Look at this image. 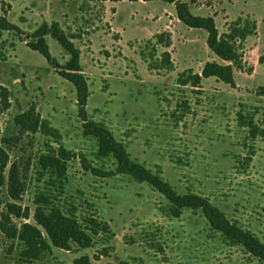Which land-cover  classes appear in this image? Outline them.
Wrapping results in <instances>:
<instances>
[{
	"label": "rangeland",
	"instance_id": "rangeland-1",
	"mask_svg": "<svg viewBox=\"0 0 264 264\" xmlns=\"http://www.w3.org/2000/svg\"><path fill=\"white\" fill-rule=\"evenodd\" d=\"M113 4L0 0V16L22 32L0 27V214L8 213L18 230L22 223L35 226L51 246L38 259L23 261L22 243L0 228V264H264L212 229L200 209L184 208L172 216L170 202L158 190L116 173L112 157L98 158L95 139L82 133L75 88L60 75L68 55L47 35L57 61L52 65L21 39L42 21H57L80 50L87 118L104 124L131 159L159 174L178 194L207 198L262 241L264 93L259 87H264V66L253 77L236 73L237 88L213 76L204 89L179 85V71L162 67L160 46L148 68L138 54L140 48L149 52L148 37L133 30L135 23L157 27L144 16L165 7L175 12L174 7L162 0L118 1L114 28H125L126 38H139L120 42L109 25ZM187 29L183 23L174 29L178 70L184 69L188 53L192 67L204 57L202 36ZM258 55L264 59V43L245 56ZM23 114L38 116L40 123L26 128ZM51 148L69 156L61 180L38 163ZM40 193L87 229L88 218L98 222L101 229L90 246H65L50 238L48 227L35 218Z\"/></svg>",
	"mask_w": 264,
	"mask_h": 264
},
{
	"label": "trees",
	"instance_id": "trees-1",
	"mask_svg": "<svg viewBox=\"0 0 264 264\" xmlns=\"http://www.w3.org/2000/svg\"><path fill=\"white\" fill-rule=\"evenodd\" d=\"M136 1V0H130ZM147 1V0H144ZM172 3L175 8L177 18L186 26L202 28L206 31V45L216 56L227 61L218 63L216 61H205L200 73L191 69H184L177 74L176 83L182 86L190 85L200 87L201 79L213 76L231 87H235L233 69L250 72L251 66H246L242 62L241 41L249 34L255 32V20L249 16H238L230 22L228 32L219 33L212 16L194 15L188 8L186 2L181 0H162ZM0 27L15 31L21 30L14 23L8 22L4 16H0ZM54 38L68 55L67 60L61 65L60 75L73 84L76 91L77 112L83 121L82 133L91 136L96 141L95 155L98 158L112 157L115 160L116 173L126 174L136 181H145L153 188L163 194L170 202L169 212L172 216H178L182 209H200L209 226L219 232L228 242L233 245L243 247L248 253L264 259V241L247 229L242 228L236 222L227 218L225 213L217 206L213 205L207 198L197 196L192 193L178 194L172 186L162 179V177L152 172L142 163L131 159L125 145L117 140L102 123L88 119L85 113L86 100L88 96V86L82 73L79 62V48L74 44V36L65 32L57 21H42L32 32L25 35L22 41L26 45L40 53L48 63L57 65L56 58L49 51L46 36ZM170 33L168 31L156 32L145 40V45L150 46L149 52L145 54L140 48L138 54L147 63L149 69L151 64L149 59L154 56L160 46L162 51L159 60L162 67L168 71L173 70V62L167 48L170 46ZM259 62L264 59L259 56ZM263 90L264 87H259ZM21 124L26 128H36L40 123L38 116L22 115ZM68 155L64 150L49 149L38 158L40 167L56 179L61 180L66 172V160ZM84 163V162H83ZM88 168V164H82ZM94 171V168H91ZM35 218L42 226L49 229L50 238L61 245L68 246L69 243L76 244L81 248L91 245L93 235L101 229L100 225L93 218H88V228L84 227L73 215L64 214L60 207L51 204L50 198L40 193L35 201ZM0 228L6 237L17 238L22 243L19 257L23 261L38 259L44 253L50 251V243L39 229L29 223H22L19 230L12 224L8 213H1ZM60 241V242H58ZM76 264H88L87 260H75ZM120 264H125L120 262Z\"/></svg>",
	"mask_w": 264,
	"mask_h": 264
},
{
	"label": "crops",
	"instance_id": "crops-1",
	"mask_svg": "<svg viewBox=\"0 0 264 264\" xmlns=\"http://www.w3.org/2000/svg\"><path fill=\"white\" fill-rule=\"evenodd\" d=\"M109 1V0H104ZM114 2L113 4V11L111 19L109 20L110 29L112 31H115V33L119 34L118 40L121 41H127V40H133V39H139V38H126L125 37V28L116 29L113 26V18L115 16V10H116V3L120 0H110ZM130 1V0H129ZM144 0H136L134 2H143ZM150 1V0H147ZM187 3L189 10L194 14L198 16H212L216 25V28L219 33L222 32H228V26L230 22L234 21L238 16H249L250 18L255 20L256 29L255 32L252 34L247 35L242 41H241V52H242V62L244 65L251 66L252 70L250 72H246L243 70H237L233 69V78L235 87L237 88L241 87L240 83L236 79V73L245 75L247 77H253L256 74V69L260 66H264V62H259L258 58H252L249 60L248 57L245 55L248 52H251L257 47L261 45V43H264V0H181ZM146 2V1H144ZM169 3V2H167ZM171 4L173 7L174 5ZM175 10V8H174ZM144 20H150L155 24L157 27H148L146 25H139V23H135V27L133 30L135 32H140L142 35V38L150 37L156 32L160 31H168L170 33V46L167 48V50L170 53L171 60L173 62V70L172 71H182L184 69H191L193 72L200 73L201 68L205 61H216L218 63H227V61H224L220 59L218 56H216L210 49H208L206 45V36L207 33L202 28H193L188 27L187 31H195L198 32L203 39V53L204 57L199 59L196 62L195 67H192L188 64H191L193 60L192 54L188 53L186 55V65L184 69L178 70V63L175 60V52H176V40H175V33L174 29L177 27H180L182 22L177 18L176 12H173L172 9L169 7H165L164 9L160 10L158 13L149 12L147 15L144 16ZM192 28V30H190ZM194 41L192 38L186 39V45L188 48H191V44ZM182 66V67H183ZM210 77V76H209ZM204 77L201 79V86L198 87L199 89H204V82L209 78ZM216 79V78H215ZM217 80V79H216Z\"/></svg>",
	"mask_w": 264,
	"mask_h": 264
}]
</instances>
